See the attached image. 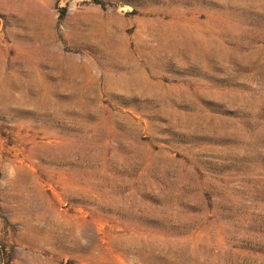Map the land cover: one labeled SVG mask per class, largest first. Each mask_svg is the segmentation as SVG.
Listing matches in <instances>:
<instances>
[{"label":"rangeland","instance_id":"1","mask_svg":"<svg viewBox=\"0 0 264 264\" xmlns=\"http://www.w3.org/2000/svg\"><path fill=\"white\" fill-rule=\"evenodd\" d=\"M0 0V264H264V0Z\"/></svg>","mask_w":264,"mask_h":264},{"label":"trees","instance_id":"2","mask_svg":"<svg viewBox=\"0 0 264 264\" xmlns=\"http://www.w3.org/2000/svg\"><path fill=\"white\" fill-rule=\"evenodd\" d=\"M96 2H100L99 0H95Z\"/></svg>","mask_w":264,"mask_h":264}]
</instances>
